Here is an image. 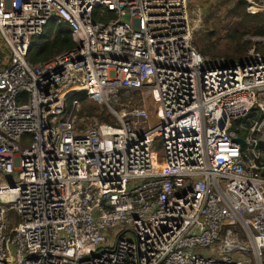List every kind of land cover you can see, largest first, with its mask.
<instances>
[{
  "label": "built area",
  "instance_id": "1",
  "mask_svg": "<svg viewBox=\"0 0 264 264\" xmlns=\"http://www.w3.org/2000/svg\"><path fill=\"white\" fill-rule=\"evenodd\" d=\"M192 11L0 0V264H264V50L206 60ZM51 19L74 44L31 63ZM131 91L141 106H109Z\"/></svg>",
  "mask_w": 264,
  "mask_h": 264
},
{
  "label": "rangeland",
  "instance_id": "2",
  "mask_svg": "<svg viewBox=\"0 0 264 264\" xmlns=\"http://www.w3.org/2000/svg\"><path fill=\"white\" fill-rule=\"evenodd\" d=\"M255 1L260 2L259 0ZM235 2L236 0H187V7L191 9L190 17L192 21L196 14L192 9L198 8L200 10V22L193 33V46L208 61L234 59H228L233 53L229 48L231 46L230 35L234 37L241 36L238 41L240 47H243V43L248 40L247 50L254 48V45L259 49H264V39H260L264 35L254 33L252 23L240 14L241 7H233ZM200 49L203 51H200ZM245 55L246 53L243 54V57ZM144 102L148 107L153 106V102L149 97H146ZM142 103L138 94L135 91H131L118 95L109 102V106L114 110L126 111L131 107L141 106ZM91 105L95 107V114H99L100 111L109 113L106 106L92 104L86 99L82 100V102L80 101V106L86 114L87 108ZM111 116L109 119L113 120V116ZM107 123L111 124V122ZM123 237L131 239L132 235L129 232H125ZM263 258L264 254L261 256L262 261Z\"/></svg>",
  "mask_w": 264,
  "mask_h": 264
},
{
  "label": "trees",
  "instance_id": "3",
  "mask_svg": "<svg viewBox=\"0 0 264 264\" xmlns=\"http://www.w3.org/2000/svg\"><path fill=\"white\" fill-rule=\"evenodd\" d=\"M245 4L246 3L244 0H236L233 7L234 8L241 7L240 14L246 20L252 23V28H253L254 33L264 35V15L259 12H254V13L247 12L245 10ZM240 37L241 36L234 37L233 35H230L231 46H229V48L233 53L228 59L234 58L230 61L241 60L243 58V54H245L247 50L249 41L248 40L245 41L243 43V47H240L238 45V41L240 40ZM73 44L74 43L71 39L68 25L65 22L56 21L54 19H51L45 24L42 32L39 35L31 39L27 52H26V59L31 63L43 62V61L50 59L56 53L72 47ZM255 49L259 50L258 48H255ZM200 51H203V50L200 49ZM120 94L122 93L120 92ZM71 98H75L81 102L82 100L85 99L84 95L81 92H75L71 96ZM94 109L95 107L91 105L87 108L86 111L89 115L96 116L97 113L96 114L94 113ZM81 112H84L82 107H81L80 113ZM110 116L111 115L108 112L103 113L100 111L99 116H98V121L111 122L112 124L113 122H115V120L112 116L111 117L113 118V120H110L109 119ZM263 262H264V258H263Z\"/></svg>",
  "mask_w": 264,
  "mask_h": 264
},
{
  "label": "water",
  "instance_id": "4",
  "mask_svg": "<svg viewBox=\"0 0 264 264\" xmlns=\"http://www.w3.org/2000/svg\"><path fill=\"white\" fill-rule=\"evenodd\" d=\"M123 20H124V21L127 20V14L124 15ZM0 55H1V53H0ZM239 141L241 142V140H239ZM241 143H242V142H241Z\"/></svg>",
  "mask_w": 264,
  "mask_h": 264
}]
</instances>
